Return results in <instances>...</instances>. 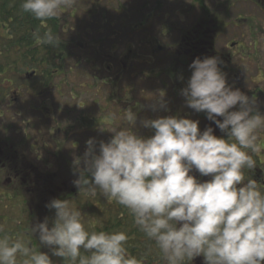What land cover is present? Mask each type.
<instances>
[{
  "label": "clouds",
  "instance_id": "1",
  "mask_svg": "<svg viewBox=\"0 0 264 264\" xmlns=\"http://www.w3.org/2000/svg\"><path fill=\"white\" fill-rule=\"evenodd\" d=\"M76 3L21 0L20 7L43 24ZM33 38L51 48L63 42L51 28L37 29ZM221 63L217 57L196 58L182 95L186 107L206 113L228 139L212 127L201 132L199 120L179 116L141 119V128L153 130L146 138L128 109L132 128H114L108 142L90 138L83 156L74 158L79 194H102L126 208L166 264L200 256L204 264H264V187L246 176L256 168L252 153L261 150L264 114L255 97L228 84ZM161 109L167 110L163 92L152 106ZM194 170L211 179L202 182L191 175ZM46 207L54 218L31 225L29 238L0 226V264H55L53 257L63 264H145L129 251L126 231L91 229L73 200L53 198ZM31 236L47 251L38 250Z\"/></svg>",
  "mask_w": 264,
  "mask_h": 264
},
{
  "label": "flooded vegetation",
  "instance_id": "2",
  "mask_svg": "<svg viewBox=\"0 0 264 264\" xmlns=\"http://www.w3.org/2000/svg\"><path fill=\"white\" fill-rule=\"evenodd\" d=\"M103 1L105 0L92 3L93 7L97 4V12L93 7L87 12L91 13L88 15L89 18H98L100 14H103L101 22L92 23L93 27H97L96 38L90 43H76L80 39L78 36L75 42L62 38L67 50L66 62L64 67L53 71L51 79L41 75L39 47H35L34 52L28 48L26 51L22 43L11 44L14 36L6 34L3 37L6 41L4 48L6 55L4 74L0 84V204H10L11 211H8V214L14 212V205L22 204L21 207L24 206L27 209L30 218V213H33L30 205L32 200L36 203V207L41 201L43 174L50 175L51 200L53 198L75 200L80 195L73 183L75 179H78L74 158L83 156L86 151V142L90 138L108 142L112 137L110 131L114 128H132L126 116L121 114V107L119 110L114 96L115 88L120 89L122 79L130 83L134 73L142 69L135 68V63L140 66L139 64L150 62L153 66L152 60L155 54L165 53L166 58L171 61L167 70L176 65L173 73L167 75V79L172 83V93L175 94L176 99H173L170 92L172 90H170L164 94L165 98L167 95L171 97L165 100L168 105L167 110H158L154 115L137 116V129L144 137L153 135V130L141 128L139 126L141 119L179 116L199 120L201 132L212 127L216 136L228 139L214 122L207 119L206 113H197L186 107L182 90L187 86V81L192 75L190 65L196 58L217 57L222 61L220 67L227 74L228 84L234 89L241 90L250 98L255 97L259 110L264 114V58L259 59L255 68L246 66L230 68L233 60L244 57L247 39L253 36L258 37L257 33L251 32L252 27L261 29L264 26V0H187V2L186 0H155L149 4L152 11H178L179 18L182 17L181 11L185 10L199 11V14L190 28H181L174 23L172 31L167 34L162 32V37L171 38V33L178 35L164 46H157L160 41L156 36H153L156 45L146 42L153 53L149 54V57L136 54L135 57L125 56L124 61L120 52L122 5L114 9V17L118 19L112 21L107 18L108 12L102 9ZM207 1H212V4L209 5ZM203 9L216 14L210 16L211 20L204 22L200 18ZM72 11L71 8L68 13L72 22L71 32L74 23ZM237 11L238 15L233 18L232 13ZM185 21L182 19L180 23L185 24ZM149 24L146 26L147 30L150 29ZM135 25L132 26L133 33H136L133 29ZM88 28L87 25L84 28L87 35H89ZM192 28L197 29L194 32L197 38H200L207 30L209 31L215 46L213 53L202 52V49L194 53L183 50L182 42L185 41L186 34L193 30ZM107 29L110 30L109 36L105 35ZM227 38L226 45H230L229 51H220L218 44L223 41L222 39ZM106 43L109 44L108 47ZM128 43L126 47H129ZM75 46L85 55L81 60H75L77 58L73 51ZM186 58L187 62L184 61ZM244 61H247L246 64L250 62L245 58ZM176 79H178L177 82H175ZM48 95L49 97H46ZM155 96L159 97L160 94L153 90L151 101L154 103L159 100ZM54 97L56 100L53 99ZM43 98L46 99L43 100ZM231 110H238V106ZM113 116L115 119L112 118ZM217 119L223 120L222 117ZM258 143L261 147L260 152L252 153L256 160V168L246 170V176L255 179L264 187V134L261 135ZM191 175H195L202 182L211 179V177H202L195 170ZM108 201L111 204L115 202V200ZM8 205L5 209H8ZM97 208L100 209V207ZM130 219L136 242L147 244L151 257L157 254L159 258H162L154 241L148 240L138 230L131 215ZM188 264H204V258L196 257Z\"/></svg>",
  "mask_w": 264,
  "mask_h": 264
},
{
  "label": "rangeland",
  "instance_id": "3",
  "mask_svg": "<svg viewBox=\"0 0 264 264\" xmlns=\"http://www.w3.org/2000/svg\"><path fill=\"white\" fill-rule=\"evenodd\" d=\"M97 0H77V3L74 7H72L73 11V31H70V27H72L71 19H69V12L71 11V8H66L62 11L60 14L61 20L63 21L64 28V35L62 34L63 40L67 41H76L78 37L80 39L76 43L85 42L90 43V41L94 38H96L97 34L95 33V30L97 27H93L94 25L92 23H98L101 22V19L103 18V14H100V17L98 18H89L88 15L91 13H87L89 10L92 9L93 5L92 3ZM155 0H105L102 2L101 6L104 11L108 12V19L112 21H116L118 19L115 16L114 9L118 8V6L121 4L125 6V8L122 7L120 9V13L122 16L121 19V54H122V61H124L125 56L135 57L136 54H139L143 57H149L153 53L151 52L152 49L149 47V45L146 44V42L154 43L156 45V40L153 38V36H156L158 40L160 41L157 46H164L166 43L174 40L177 38L176 33H171L172 37H162V32L164 34H167L169 30L174 29L171 24H177V26L181 28H190V26L194 23L195 19L197 18L199 11H181L182 17L179 18L178 11H158L155 12V10H150L149 4H152ZM180 1V0H177ZM187 2V0H186ZM207 3L210 5L212 4V1H207ZM97 12V4L95 7H93ZM77 9V10H76ZM76 12V13H75ZM86 14V15H85ZM150 15V17H148ZM238 15V11L232 13V17L235 18ZM154 16V17H153ZM145 18V19H144ZM179 18V19H178ZM220 18V17H219ZM144 19V20H143ZM153 19V21H152ZM182 19H185V24L180 23ZM221 19V18H220ZM142 22H139V21ZM70 22V26L68 23ZM149 24L150 29H146ZM136 24V25H135ZM147 24V25H146ZM86 25L89 27V35L85 34V27ZM133 29H135L136 34L131 32L132 26ZM144 30V31H143ZM257 31V32H255ZM251 32L257 33L258 37H251L250 39H247V43L244 48V57L241 56L237 57L235 60H233L230 68L237 67V66H246L255 68L257 66V63L259 59L264 58V26L261 29H255V27H252ZM93 34V35H92ZM6 32L1 31L0 29V36H5ZM105 35H110V30L107 29ZM148 35H152V37H147ZM129 37H131L129 39ZM147 37V39H145ZM145 39V40H144ZM223 41L218 44V49L220 51H229L230 45H226L227 39H222ZM129 42V43H128ZM133 42V44H132ZM143 42V43H142ZM129 44V47H126V44ZM77 45V44H76ZM3 46H6V41L0 39V48ZM78 46V45H77ZM77 46L73 49L75 52V55L77 58L75 60H81L85 55L82 54V51H80ZM109 44L106 43V47H108ZM129 51H132V53H129ZM134 51V52H133ZM135 53V54H133ZM150 54V55H149ZM250 61L249 64H246L247 61ZM153 66L150 64V62H147V64H139L140 66H137L135 63V68L141 69L140 71L134 73V77L131 79L130 83H126L125 79H122V84L120 89L115 88V98L120 110L121 107V114L126 116L125 111L128 109H131L137 116H149L154 115L157 111L152 110V106L154 102L151 101V96L153 93V90L157 91V94H160L161 92L168 93L170 90L171 95L173 96V99H176V96L172 89V83L169 82L167 79L168 73H173L175 66L170 67L169 70H167V66L171 65V61L168 60L165 56V53H159L158 55L155 54L153 58ZM160 63H158V62ZM253 61V62H252ZM140 63V61L138 62ZM81 67V66H80ZM87 67V66H86ZM85 67V68H86ZM164 67V68H162ZM0 81L2 83V78H0ZM178 79L175 80L177 82ZM0 83V84H1ZM169 86V87H168ZM152 90V91H151ZM120 97L118 99V96ZM46 97H49L46 96ZM158 97V96H155ZM154 98V97H153ZM159 98V97H158ZM170 96H164V102L165 100H169ZM46 98H43V100ZM53 99L56 100L54 97ZM185 99V98H183ZM166 103V102H165ZM167 105V104H166ZM168 106V105H167ZM109 199H107L102 194H98L95 198H87L85 195L80 194L73 200L77 207L81 209L82 213L87 214V219L92 221V223L89 225L91 229H95L98 225L103 224L105 219L109 217V214L101 213L102 211H107L106 207L108 209V206L106 202ZM102 202L103 204H98V202ZM112 201V200H110ZM8 203L5 205L0 204V226L4 228L6 232H11L14 236L15 235H24L26 237L27 228L29 225V214L27 209L22 204H16L14 212L11 214H8V211H11L8 205V209H5V206H7ZM97 207H100L98 209ZM110 208V207H109ZM10 215V216H9ZM51 218H54L51 217Z\"/></svg>",
  "mask_w": 264,
  "mask_h": 264
},
{
  "label": "trees",
  "instance_id": "4",
  "mask_svg": "<svg viewBox=\"0 0 264 264\" xmlns=\"http://www.w3.org/2000/svg\"><path fill=\"white\" fill-rule=\"evenodd\" d=\"M21 0H0V29L3 32H6L8 35L14 36V39L11 40V44H24L25 50H30L34 52L35 47H39L41 52V75L44 78L51 79L54 74V70L60 69L64 67V63L66 62V46H64V41L61 43L59 48H51L46 45H38L35 43L33 38V33L39 29L41 33L46 31L47 29L51 28L52 31L56 34L61 35L63 34V29L65 26L63 25V21L60 17H56L50 20H47L41 23V21L36 20L30 14L24 13L21 10ZM123 8L125 6L122 5ZM126 10V8H125ZM156 12V11H155ZM175 12V11H174ZM201 20L202 21H209L211 20V15H215L216 13H212L208 10L203 9L201 11ZM150 17V16H149ZM172 25V24H171ZM188 34H186V39L182 42V47L185 52L194 53L197 50L202 49V52L211 54L215 51L214 42L211 38V34L207 30L206 33L201 35L200 38H197L195 30L196 28H192ZM173 30V29H172ZM169 30L168 32L172 31ZM64 35V34H63ZM5 37V36H4ZM0 39L4 40L3 36H0ZM199 42V44H198ZM5 46L0 48V78L3 77L4 68H5V55L6 51L4 50ZM185 58V57H184ZM187 58L184 60L185 62ZM33 64V63H31ZM28 67V66H27ZM33 67L31 66V69ZM1 83V81H0ZM42 187H41V201L40 204L34 203V200L31 202V211L29 218V225L27 228L26 237L29 238L27 235L30 232L31 225L34 226L37 223L43 222L45 217H53L55 215L54 210H49L46 205L51 201L49 195V184H50V175L43 174L42 175ZM108 209L107 211H102L103 215L107 212L109 217L105 219L103 224L98 225L95 230H124L126 231L129 236V251L131 254L137 256L138 258L143 256L145 258V264H166V262L157 254H154L151 257V253L148 252V246L145 243L136 242L134 239V235L131 228V219L129 211L124 208L123 206L119 205L116 202L112 204L109 201L106 202ZM110 207V208H109ZM11 233V232H9ZM12 234V233H11ZM31 243L37 247L38 250L47 251L44 249L40 244L38 239L35 236H31ZM55 264H63V261L60 258L53 257Z\"/></svg>",
  "mask_w": 264,
  "mask_h": 264
}]
</instances>
